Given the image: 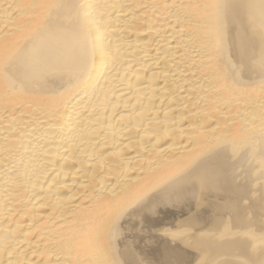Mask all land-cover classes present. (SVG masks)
<instances>
[{"label":"bare ground","instance_id":"bare-ground-1","mask_svg":"<svg viewBox=\"0 0 264 264\" xmlns=\"http://www.w3.org/2000/svg\"><path fill=\"white\" fill-rule=\"evenodd\" d=\"M0 264H264V0H0Z\"/></svg>","mask_w":264,"mask_h":264}]
</instances>
